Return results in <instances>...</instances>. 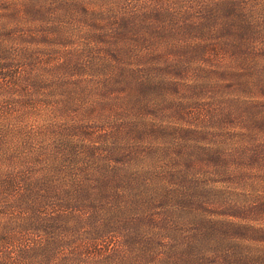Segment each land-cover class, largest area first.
Here are the masks:
<instances>
[{"label": "rangeland", "instance_id": "374dc122", "mask_svg": "<svg viewBox=\"0 0 264 264\" xmlns=\"http://www.w3.org/2000/svg\"><path fill=\"white\" fill-rule=\"evenodd\" d=\"M77 1L0 0V58L25 17L44 21L30 40L36 59L62 65L48 76L21 65L29 82L45 80L30 100L0 90V111L15 119L0 123L1 181L28 175L30 188L51 181L32 196L56 205L102 187L116 201L117 193L145 192L153 215L188 209L177 218L181 237L170 240L179 249L147 241L154 253H179L188 264H264V32L233 15L235 0H186L187 9L180 0H123L115 9L79 0L67 9ZM37 8L70 16L49 21ZM74 23L93 29L103 47L75 50V33L62 34ZM119 25L137 27L138 36L116 32ZM28 155L35 162L25 164ZM119 235L101 238L103 264L152 261L137 250L139 240L121 249Z\"/></svg>", "mask_w": 264, "mask_h": 264}, {"label": "trees", "instance_id": "16d2710c", "mask_svg": "<svg viewBox=\"0 0 264 264\" xmlns=\"http://www.w3.org/2000/svg\"><path fill=\"white\" fill-rule=\"evenodd\" d=\"M80 3L78 0L76 4L69 5L67 9L72 10L74 5ZM63 10L65 9L62 7ZM15 11L20 10H16L15 7L13 12ZM29 14H34V9H25L24 15ZM34 15L49 16L46 8L35 9ZM58 15L54 18L50 15L52 17L49 16L47 20L54 19L55 22L61 20L60 23H62L64 18L67 19L70 16L69 13ZM91 15L86 14L81 17L85 19ZM75 19H78V16ZM43 22L39 20L33 25L23 17V29L20 25L12 28L11 34H16V37L11 39L14 40L11 42L13 45L9 48L8 56L0 58V90H3L1 93H5L6 89L18 90L23 92L29 100L36 94L35 87L45 80L38 79L36 83L29 82L26 72L22 73L20 70L23 69L21 65H30L33 72L44 70L46 76H48V69L62 67L50 60L36 59L39 56L34 51V44L30 40L38 36L36 33L40 28L44 31ZM228 26L233 27V24ZM117 27H120L119 30ZM72 29L60 32L66 38H70L69 35L73 33ZM115 31L125 32L132 38L138 36L137 27L132 25L115 26ZM20 40H25L27 46L17 49L14 45ZM51 45H57V43L54 42ZM3 48L4 44L0 46V50ZM31 50L33 51L30 53ZM17 51L23 54L20 56ZM26 106L27 111L34 109L33 105L27 104ZM11 116L4 115L0 111V123L14 122L15 119ZM13 161L16 162L15 159ZM32 161L35 162V159L28 155L23 162L29 164ZM28 181V175L21 177L20 181L18 178L1 181L0 178V264H103L104 253L100 247V240L108 230L119 232L121 249L122 246L127 247L126 242L139 240L137 250H140L145 258L150 256L152 258V261L143 264H188L186 257L179 253L162 257L146 246L147 241H156L155 243L164 249L172 248L170 240L173 237H181L179 231L182 225L177 218L182 211L188 213L187 208L174 207L167 213H162V216L153 215L150 209L145 208L151 202L144 199L147 193H136L132 197L117 193L115 195L119 201H116L103 187L97 188V193L86 192L80 200L60 202L62 204L56 205L50 203L54 198H48L40 193L36 198L32 196V191L45 193L51 181L40 185L37 183L32 188L28 185ZM128 181L133 182L129 179ZM56 206L66 208V211L57 209V212ZM172 249L178 250L179 246ZM119 250L120 248L109 255L118 253L117 257ZM190 261L195 262L196 259L191 258Z\"/></svg>", "mask_w": 264, "mask_h": 264}, {"label": "clouds", "instance_id": "9594fccd", "mask_svg": "<svg viewBox=\"0 0 264 264\" xmlns=\"http://www.w3.org/2000/svg\"><path fill=\"white\" fill-rule=\"evenodd\" d=\"M123 0H93L94 4L99 5L105 9L113 8L117 3H122ZM134 2V0H130ZM144 0H140L142 4ZM180 3L184 4V8L187 9L188 4L186 0H180ZM173 10L178 11V5L172 4ZM179 14V12H178ZM233 15L237 16L241 21L244 22L246 29H256L260 32H264V0H235L233 6ZM73 32L75 35L73 39L76 41L75 50L82 49L85 45L91 49H99L102 45L92 41L91 37L95 35L93 29L85 27L84 24H73ZM150 94V93H149ZM104 123V121H98ZM256 219V218H253ZM244 237L241 235V239ZM248 251L259 252V249H251Z\"/></svg>", "mask_w": 264, "mask_h": 264}]
</instances>
